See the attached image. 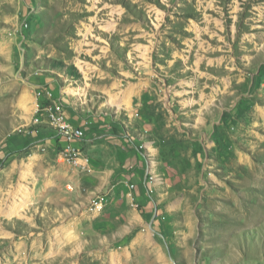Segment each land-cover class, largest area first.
Listing matches in <instances>:
<instances>
[{"label": "rangeland", "instance_id": "374dc122", "mask_svg": "<svg viewBox=\"0 0 264 264\" xmlns=\"http://www.w3.org/2000/svg\"><path fill=\"white\" fill-rule=\"evenodd\" d=\"M53 103L135 152L130 222ZM0 264H264V0H0Z\"/></svg>", "mask_w": 264, "mask_h": 264}, {"label": "crops", "instance_id": "0c3cea01", "mask_svg": "<svg viewBox=\"0 0 264 264\" xmlns=\"http://www.w3.org/2000/svg\"><path fill=\"white\" fill-rule=\"evenodd\" d=\"M76 126V125H75ZM109 132H104L105 136L97 139L98 143L92 146L93 149L90 151L94 152V150L99 149V156L97 157V161L90 156L88 153L83 152L90 156L91 163L94 168V175L97 173V165L99 164L103 169L107 168V173H109L112 177L111 185L108 187L109 191V205H114L120 209L124 213L125 218L136 217L135 211L130 208L131 198L129 194H133L135 199L139 204H146V200L144 195L142 194L139 188H135L134 184H138V174L135 171V152L130 150V147L126 142L119 140L117 137L111 136L110 134H106ZM86 134V131H85ZM86 137V136H85ZM92 140L89 139L88 142ZM96 165V166H95ZM70 173L72 174L71 178H73L72 182L69 183L68 188L73 190L74 187L78 186L81 180L87 178L88 176L82 174L80 172L75 171L68 165H64ZM134 183V184H133ZM126 186L128 188H126ZM132 187H134V191H132Z\"/></svg>", "mask_w": 264, "mask_h": 264}, {"label": "built area", "instance_id": "2783aa9c", "mask_svg": "<svg viewBox=\"0 0 264 264\" xmlns=\"http://www.w3.org/2000/svg\"><path fill=\"white\" fill-rule=\"evenodd\" d=\"M38 109L40 105L38 104ZM46 113L53 125L57 128L59 136L64 140L63 148L60 151L58 162L70 166L82 174H93L94 168L91 158L76 145L77 141H82L86 134L83 128H78L68 122L65 115V108L60 103H53L45 108ZM103 207V199L99 196L90 198L88 209L98 211Z\"/></svg>", "mask_w": 264, "mask_h": 264}]
</instances>
